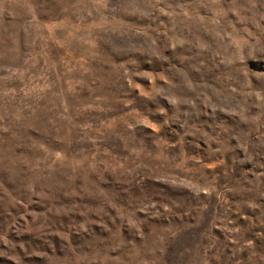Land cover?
Segmentation results:
<instances>
[{
	"label": "rangeland",
	"instance_id": "1",
	"mask_svg": "<svg viewBox=\"0 0 264 264\" xmlns=\"http://www.w3.org/2000/svg\"><path fill=\"white\" fill-rule=\"evenodd\" d=\"M0 264H264V0H0Z\"/></svg>",
	"mask_w": 264,
	"mask_h": 264
}]
</instances>
